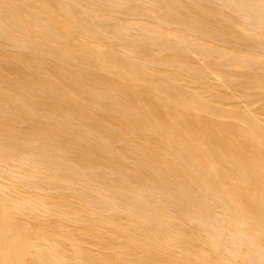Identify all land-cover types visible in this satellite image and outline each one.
<instances>
[{
    "label": "bare ground",
    "instance_id": "6f19581e",
    "mask_svg": "<svg viewBox=\"0 0 264 264\" xmlns=\"http://www.w3.org/2000/svg\"><path fill=\"white\" fill-rule=\"evenodd\" d=\"M0 264H264V0H0Z\"/></svg>",
    "mask_w": 264,
    "mask_h": 264
}]
</instances>
